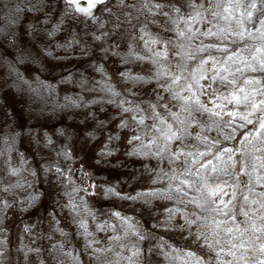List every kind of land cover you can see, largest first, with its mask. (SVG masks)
Listing matches in <instances>:
<instances>
[{
    "label": "clouds",
    "instance_id": "9594fccd",
    "mask_svg": "<svg viewBox=\"0 0 264 264\" xmlns=\"http://www.w3.org/2000/svg\"><path fill=\"white\" fill-rule=\"evenodd\" d=\"M225 4L232 9L233 32L257 24L258 31L264 30V0H212L204 10L215 18ZM166 7L155 0H106L103 7L84 14L71 0H0V264H70V259L86 264L65 251L73 237L82 238L87 264H125V260L152 264L141 253L139 240L133 243L128 225H112L114 213L100 220L105 201L139 213L146 223L153 219L157 200L176 199L185 204L171 187L153 188L150 196L127 191L134 183L156 182L152 179L156 169L145 161L171 156L173 150L161 132L167 127L170 133L166 121L177 106L173 102L183 99L182 91H198L200 79L211 68L200 55L210 52V47L197 45L188 51L191 38L179 32L178 26H169L176 24L172 13L180 15V7L173 4L165 12ZM153 12L167 19L161 23L152 18ZM153 27L158 31L149 35ZM228 30L215 35L227 40ZM173 31L186 39L177 42L165 35ZM160 45H164L162 50H158ZM255 71L264 72L259 67ZM183 109L188 120L181 122L179 139L181 146L188 147L187 124L205 109L199 101L185 103ZM73 154L92 170L79 169L83 186L70 176L65 179L68 172L77 171L71 166L78 162ZM81 193L95 197L92 204L98 212L89 208ZM64 196L71 203L66 204ZM200 199L208 205L203 211H209L213 202L206 196ZM49 208L53 211L40 217L47 225L35 234L32 227H22L25 217L31 219ZM66 209L68 215H63ZM89 218L97 221L95 227L85 223ZM121 226L124 235L119 242L116 237L111 245L101 241L99 232L106 234ZM196 227L201 229L198 223ZM178 228L184 230L186 225ZM18 230L22 234L19 243ZM56 234L62 239L53 244ZM191 235L192 243L199 245L196 236L202 231ZM247 235L248 250L232 264L264 261V232L259 237L252 232ZM215 246H221L220 241ZM121 247L135 251L125 257ZM149 251L159 255L155 248ZM201 251L207 256V248ZM209 264H215V259Z\"/></svg>",
    "mask_w": 264,
    "mask_h": 264
},
{
    "label": "rangeland",
    "instance_id": "374dc122",
    "mask_svg": "<svg viewBox=\"0 0 264 264\" xmlns=\"http://www.w3.org/2000/svg\"><path fill=\"white\" fill-rule=\"evenodd\" d=\"M155 2L167 4L165 12H169L173 4L180 7V15L172 13L176 24L170 23L169 26H178L179 32L186 33V37L191 38L188 51L197 45L201 49L210 47V52H200L204 61L208 62L206 65L211 66L210 71L200 79L198 91L196 88H193L190 94L182 91L183 99L173 102L177 106L172 109L171 116L167 118V126H171L172 131L180 135L181 122L188 120V112L183 109L185 103L194 104L199 101L204 108H209L211 111L196 113L197 119L187 124L185 142L188 147L181 146L180 141L177 143L175 140L166 139V144L173 150L171 156L145 161L149 167L156 169V172L152 173L155 183L141 186L134 183L135 191L133 188L127 189L132 195L137 192H150L153 188L181 189L188 195L183 196L182 192L177 191L174 195L183 198L187 207L176 199L157 200L153 206V219L151 223H146L145 218L139 213L127 207L113 206L105 201L104 215L100 222L107 219L110 213H120V217L112 220V225L117 223L128 225L133 231V243L139 240L141 253L146 258H150L152 264H200V262L209 264L213 259L215 264H232L240 259L242 252L248 250L250 238L247 233L252 232L259 237L261 232H264L261 231L264 229V219H262L264 217V129L260 127L261 121L264 120V105H261L260 109L251 107L253 101L260 104V101L264 100V94H262L264 93V72L252 70L260 68V61L264 60V51H258L264 50V38L261 35L264 30L258 31L260 26L257 24L251 27L245 25L238 32H233L230 24L232 9L227 4L219 9L222 14L213 18L208 11L204 10L211 7L207 0H191V4L190 0H155ZM217 2L223 3V0H217ZM96 7L101 8L103 5ZM225 8L228 10L225 11ZM152 18L161 23L167 19V17H160L156 12L152 13ZM226 27L229 29L227 40L207 34L209 29L212 33L219 30L224 34L223 30ZM157 31L158 29L153 27L149 35H154ZM201 33L204 35H200ZM165 35L171 36L177 42L186 39L185 36H178L176 31L167 32ZM163 48L164 45H160L158 50ZM164 54L167 56L168 52L165 51ZM235 76L239 79H233ZM221 77L227 79L224 80ZM248 80L254 83L248 84ZM241 88L244 89L243 92L239 91ZM193 95L195 100L191 99ZM233 95L238 96L243 102L237 104L232 100ZM245 96L248 97L247 101L243 100ZM164 132H168L167 127ZM161 136L164 137L162 134ZM145 142H148V138ZM226 149L231 151L226 152ZM181 151L192 155L179 156ZM200 153L204 155L201 156ZM73 155L77 158L75 154ZM217 157L220 158L217 159ZM77 161L71 165L77 171L68 172L65 179L70 176L77 184L83 186L82 172L79 169L83 168L85 173L92 170L83 163V160L77 158ZM68 163L71 164V161ZM141 170L143 171V168ZM88 183L95 184L99 181L90 180ZM91 191L95 192V187ZM212 191H216L217 196H211ZM81 196L89 201V208L94 213L99 211L98 206L92 204L94 196H85L84 193H81ZM201 196H206L213 202L207 212L203 211V208L208 207L207 202L200 199ZM193 197L197 198V202L202 204L203 208H197L194 203H188ZM63 199L66 204L71 203L67 196ZM169 210H171V219H169ZM51 211L53 209L49 208L38 216H32L31 219L25 217L27 223L22 227H32L35 234L42 225H47V221L42 222L40 217L47 216ZM10 214L11 210H9ZM63 215H68L67 209ZM56 217L63 226V218L58 209ZM190 219H195L196 223H186ZM85 223L95 227L97 221L89 218ZM197 223L201 225L199 230L196 227ZM178 225H186V228L181 230ZM75 227L73 225V232ZM229 229H231L230 232ZM200 231L202 235L196 236L200 244L196 245L192 243L191 233ZM140 233L144 234L143 239L140 238ZM48 234H51V230ZM98 235L102 242L111 245L113 237H116L119 242V238L124 235L123 226L106 234L99 232ZM21 236L18 230L17 243ZM61 239L56 234L53 244ZM216 241H220L221 246L213 247ZM224 244L227 246H222ZM257 244L259 245V240ZM151 248H155L159 255L150 252ZM204 248L208 249L207 256L201 251ZM81 249L82 238L80 237H73L72 242L65 247L70 258L78 257L87 264L88 258ZM134 251L135 248L127 251L122 247L120 249L125 257L132 256ZM70 264H74L71 259Z\"/></svg>",
    "mask_w": 264,
    "mask_h": 264
},
{
    "label": "snow or ice",
    "instance_id": "6c2138e0",
    "mask_svg": "<svg viewBox=\"0 0 264 264\" xmlns=\"http://www.w3.org/2000/svg\"><path fill=\"white\" fill-rule=\"evenodd\" d=\"M72 3L76 4L77 5V8H78V11L84 13V14H89L90 13V10L94 7H96L97 5H103L106 0H71ZM145 2H147V0H145ZM233 2H235V0H233ZM207 3L208 4H211L212 3V0H207ZM83 4V6H81ZM190 4H191V0H190ZM159 6V5H158ZM201 7H203V5H201ZM228 9L225 8V11H227ZM208 35H215V33H212L210 30L209 32L207 33ZM240 35H243V33H240ZM262 35V38H264V33L261 34ZM225 51H227L225 49ZM258 51H264V50H258ZM229 59H231V57H228ZM205 64L208 63L207 61H203ZM260 64H261V70H264V60H261L260 61ZM253 71H255V69H252ZM225 71H227V69H225ZM221 79H224L226 80L227 78L226 77H221ZM229 83H232L234 81H228ZM248 84H252L254 83L252 80H248L247 81ZM256 83H259V82H256ZM240 92H243L244 89H239ZM264 94V93H262ZM232 100L235 101L237 104L239 103H242L243 101L236 95H233L232 97ZM244 101H247L248 100V97L245 96L243 98ZM261 105H264V100L260 101V104H257L256 102H252L251 103V107L253 109H260ZM204 107V106H203ZM205 111H211V109L209 108H204ZM229 115H232V113H229ZM244 119H247V117H244ZM260 127L262 129H264V120L261 121L260 123ZM159 131V130H158ZM161 134L167 139V140H175L177 143H179L180 139H179V134L175 131H172V128L170 126V133L167 132H161ZM135 139H138V137H135ZM226 152H230L231 150H228L226 149L225 150ZM184 155H192L191 153H184L183 151H181L179 153V156H184ZM199 155L203 156L204 153H200ZM220 157H217V159H219ZM177 192H182L181 189H176ZM142 195H145V196H150L152 195L151 192H147V193H143ZM182 195L183 196H187V192H182ZM211 196H217V192L216 191H212L210 193ZM188 203H194L196 205L197 208H203V205L198 203L197 202V198L196 197H193L191 200L188 201ZM114 215H116L117 217H120V213H114ZM195 215V214H194ZM169 218L171 219L172 218V215H171V210H169ZM262 219H264V217H262ZM186 223L188 224H194L196 223L195 219H190L188 221H186ZM217 227H219V224H217ZM229 232L231 231V229L228 230ZM261 231H264V229H261ZM141 239H143L144 237L141 236L140 237ZM195 238V237H194ZM205 239H207V237H205ZM261 251L264 252V246H262L261 248ZM261 264H264V261H261Z\"/></svg>",
    "mask_w": 264,
    "mask_h": 264
}]
</instances>
